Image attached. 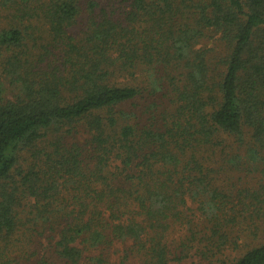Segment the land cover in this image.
<instances>
[{
    "label": "trees",
    "instance_id": "16d2710c",
    "mask_svg": "<svg viewBox=\"0 0 264 264\" xmlns=\"http://www.w3.org/2000/svg\"><path fill=\"white\" fill-rule=\"evenodd\" d=\"M187 255L264 264V0H0V264Z\"/></svg>",
    "mask_w": 264,
    "mask_h": 264
},
{
    "label": "rangeland",
    "instance_id": "374dc122",
    "mask_svg": "<svg viewBox=\"0 0 264 264\" xmlns=\"http://www.w3.org/2000/svg\"><path fill=\"white\" fill-rule=\"evenodd\" d=\"M225 177H223L221 174L219 176V179H221L223 182H225ZM223 185V184H222ZM122 246L120 245H116V247L112 248L110 251L111 253H105L106 255H108L107 257L109 258V261H112V263H117L120 260V257H123L124 253H121ZM96 253H86L85 255H94ZM85 264H88L90 261L89 259H85ZM130 262H135V264H141L139 262V259L132 258ZM171 263V262H170ZM204 261H201L200 259H198L196 256L191 255V256H186L181 260V264H203Z\"/></svg>",
    "mask_w": 264,
    "mask_h": 264
}]
</instances>
